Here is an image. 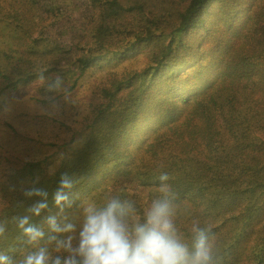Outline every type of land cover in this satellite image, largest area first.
<instances>
[{"label":"trees","instance_id":"trees-1","mask_svg":"<svg viewBox=\"0 0 264 264\" xmlns=\"http://www.w3.org/2000/svg\"><path fill=\"white\" fill-rule=\"evenodd\" d=\"M5 1L0 253L19 260L39 247L50 252L55 245L48 238L68 234L52 232L49 216L74 224L70 234L78 238L89 204L127 201L132 225L145 221L154 200L168 198L177 235L189 247L197 223L210 230L216 264H264V0ZM141 54L147 58L141 69L106 72L95 101L86 102L73 123L39 114L52 132L22 138L19 126L36 117L29 110ZM49 57L50 68L27 69L33 58ZM17 64L19 75L8 71ZM57 75L60 90L47 91ZM17 94L25 95L19 100ZM18 102L30 109L19 113ZM28 140L30 149L22 143ZM163 145L167 153L156 164ZM64 173L73 187L58 206L54 193ZM162 174L169 179L161 181ZM33 188L48 193L39 216L29 208L43 198L24 195ZM25 215L43 230L42 240L29 243L23 235L18 218Z\"/></svg>","mask_w":264,"mask_h":264},{"label":"clouds","instance_id":"clouds-1","mask_svg":"<svg viewBox=\"0 0 264 264\" xmlns=\"http://www.w3.org/2000/svg\"><path fill=\"white\" fill-rule=\"evenodd\" d=\"M40 79L44 80L45 77L41 75ZM62 83V77L57 75L54 84L48 85L47 91L60 90ZM168 179L167 174L160 176L161 181ZM72 187L71 177L67 173L62 174L59 187L54 193L56 205L68 201L65 190ZM160 191L167 197L169 186L161 185ZM24 195L43 198L29 208L33 215L39 216L48 207L46 191L33 188L26 190ZM84 211L78 238L70 234L76 231L74 224L61 225L56 216L47 218L52 232L68 234L63 238L56 235L48 238L50 243L54 242L57 253L66 255L53 257L47 247H39L19 260L0 253V264H216L210 230L193 223L194 239L189 247L177 235L174 208L168 198L154 200L145 221L132 225L127 222V217L134 208L127 201L112 199L104 207L90 205ZM18 227L29 243L38 242L45 236L43 230L34 226L27 215L18 218ZM5 231L4 225L0 224V237L4 236Z\"/></svg>","mask_w":264,"mask_h":264},{"label":"rangeland","instance_id":"rangeland-1","mask_svg":"<svg viewBox=\"0 0 264 264\" xmlns=\"http://www.w3.org/2000/svg\"><path fill=\"white\" fill-rule=\"evenodd\" d=\"M5 4L6 3H4V5ZM50 35L57 37L59 34L58 33L56 34V31L52 30L50 32ZM6 37H7L6 33L0 32V42L3 38H6ZM58 40L60 42L65 41L64 38L60 37V36L58 37ZM14 42L16 43V41H14ZM1 46H3V45L0 43V49H1ZM53 60H54V58H52V57H49L47 60H41V59L33 58L32 61L28 62L27 69L29 71L34 72V71H36V69L38 67H43V66L47 67L48 66V68H50L54 62ZM146 63H147L146 56L144 54H141L137 57L127 59L124 62H120V64L106 66L103 68L102 71H100V73L97 74L96 77L92 78L91 75L88 76L86 78V80L83 82L82 88H80L79 90H77L71 94H68L67 96H63L62 98L58 99L57 101H55L54 103H52L49 106L38 104L36 107H34L33 110H29L30 108H27L26 105L22 104L21 102H18L17 105H15V106L18 107L19 113L29 110L30 115L36 116L33 119L34 121L28 120V121H25L24 123H22V125L19 126L18 131L19 132L20 131L25 132L22 135V138H24L25 135H27V134H29L30 137L34 138V136L36 135L35 133H38L40 131H42V133H46L45 131H47V133H51L52 128H46L45 125L48 127H52V123L49 122L48 120H46L45 118H41L40 116H37L39 114L40 115H48L49 114V117L54 118L57 121H60L61 123H62V121H65L68 123H73L75 121L77 113L82 112V110L84 109L86 102H89L91 100L95 101L96 89H97L98 85L101 83V81L104 80L105 74L108 70H115L119 73L125 72L127 70H132V69L139 70L142 67H144ZM19 66H20L19 64L15 65V66H10V67H8V71L15 70L17 72V74L19 75V72L17 71ZM29 71H27V72H29ZM24 95L25 94H17L15 97L17 99L21 100ZM9 107L11 109V106H9ZM13 107H14V105H13ZM3 115H5V114H3ZM50 121H53V120H50ZM43 130H45V131H43ZM33 138H29V140L32 141ZM29 140L22 142V143H25L24 146L27 147V149H30L31 145H34V143L30 142ZM14 149L18 152L21 150L17 147ZM0 152L4 155L2 149L0 150ZM166 153H167L166 146L163 145L160 148V150L158 151V160L156 161V164L160 163L162 161V159L164 158ZM90 205L93 206V204H89L88 206H90ZM52 252H56L55 247L50 251V254Z\"/></svg>","mask_w":264,"mask_h":264}]
</instances>
